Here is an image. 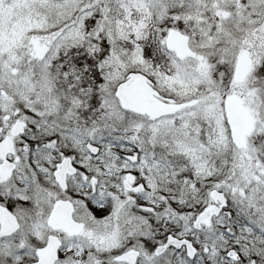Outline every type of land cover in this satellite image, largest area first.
Segmentation results:
<instances>
[{"label": "snow or ice", "instance_id": "1", "mask_svg": "<svg viewBox=\"0 0 264 264\" xmlns=\"http://www.w3.org/2000/svg\"><path fill=\"white\" fill-rule=\"evenodd\" d=\"M0 264H264V0H0Z\"/></svg>", "mask_w": 264, "mask_h": 264}]
</instances>
